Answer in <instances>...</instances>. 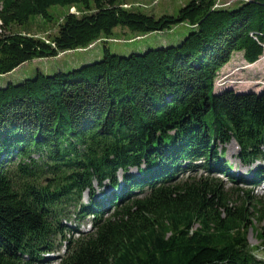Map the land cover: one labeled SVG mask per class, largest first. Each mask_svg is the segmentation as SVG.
Returning a JSON list of instances; mask_svg holds the SVG:
<instances>
[{"label": "trees", "instance_id": "trees-1", "mask_svg": "<svg viewBox=\"0 0 264 264\" xmlns=\"http://www.w3.org/2000/svg\"><path fill=\"white\" fill-rule=\"evenodd\" d=\"M215 1L156 18L119 0H0L2 76L120 41L118 27L135 39L190 29L177 46L104 47L97 62L0 87V264H48L59 247V264H264L247 242L257 226L264 247V196L251 189L264 170L235 176L223 147L235 142L245 166L264 157V88L214 92L233 53L264 57V0ZM52 6L68 8L52 38L10 31ZM86 218L87 232L67 226Z\"/></svg>", "mask_w": 264, "mask_h": 264}, {"label": "rangeland", "instance_id": "rangeland-1", "mask_svg": "<svg viewBox=\"0 0 264 264\" xmlns=\"http://www.w3.org/2000/svg\"><path fill=\"white\" fill-rule=\"evenodd\" d=\"M190 1L191 0H119V2L123 3L126 7L129 6L130 8L138 9L139 11L145 14H151L156 18L162 15H176L178 11ZM237 1L238 0H216L215 7H221V5L230 7ZM67 12L68 8L65 6H52L48 9L50 16L49 20L39 16H32L22 25H12L10 31L13 33H27L40 39H50L57 33L59 23ZM69 12L76 13V10L71 9ZM189 32V28L179 25L172 31H167L161 34L152 33L146 37L135 39L137 34L131 33L127 29H124L122 32L121 28L118 27L114 30L113 39L120 41L105 44L99 43L96 44V46H91L85 50L62 53L55 58L27 62L18 67L17 70L13 71V73L3 76L0 75V87H4L8 83L17 84L24 79L31 78L37 71H41L45 75H53L59 71L65 73L80 68L83 65L97 62L103 57L104 47L108 48L111 54L129 56L130 54H142L145 50L177 46ZM122 40L130 41L121 42ZM262 56H264V53ZM263 88L264 57L261 58L258 63L249 66L243 60L241 53H233L231 55L229 62L217 73L214 84L215 93L221 92L225 89H232L233 91L239 93H259L263 90ZM223 147L225 150L224 158L228 162V165L232 167L231 173L235 176L242 177L243 179H250L252 177V173L258 168H262L264 170V157L255 161L251 165L245 166L241 164L237 157L238 151L235 142L231 141ZM262 152L264 153V147L262 148ZM130 173L136 174V170L131 169ZM199 174H202L201 170L198 171V175ZM218 177L225 189L234 188L244 191L249 188L245 186H233L229 183L226 177L221 175H218ZM106 184L107 182H105L102 186H99L95 183V198L102 196L103 192L108 193L110 191V188ZM251 189L253 190V196H264L263 181L257 187ZM241 195L242 194H240V196ZM87 196V193H84L83 202H87ZM232 200L237 199L233 197ZM90 222L91 218H86L79 223L69 222L67 223V226H70L72 230L79 229L82 232H87L89 230ZM255 229L258 230V227L254 226L253 229L250 228L248 230L247 242L256 259L264 262V247L256 236ZM76 236L77 235H74V237ZM64 251V247H59L56 252L47 256L49 259L48 264H59L58 257L62 256Z\"/></svg>", "mask_w": 264, "mask_h": 264}, {"label": "bare ground", "instance_id": "bare-ground-1", "mask_svg": "<svg viewBox=\"0 0 264 264\" xmlns=\"http://www.w3.org/2000/svg\"><path fill=\"white\" fill-rule=\"evenodd\" d=\"M260 61V60H259Z\"/></svg>", "mask_w": 264, "mask_h": 264}]
</instances>
